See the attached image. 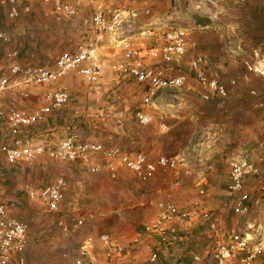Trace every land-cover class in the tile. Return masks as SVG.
<instances>
[{"label":"crops","instance_id":"obj_1","mask_svg":"<svg viewBox=\"0 0 264 264\" xmlns=\"http://www.w3.org/2000/svg\"><path fill=\"white\" fill-rule=\"evenodd\" d=\"M246 2L247 7L253 8L246 12V16L264 17V0ZM78 6L79 15L54 20L51 4L44 0H32L30 11L23 12L14 19L7 17V5H0V28L6 30L7 26L15 21L21 30L19 47L13 43V38L8 44L0 40V67L4 65L5 53L10 47L18 50L20 62L54 67V57L63 48L72 50L78 43H87L94 31L90 23H84L81 19L92 14V6L88 0H80ZM210 24L215 28L220 27L222 23L212 20ZM207 26L209 24L196 22L193 37L189 34L190 42L196 45L190 51L193 54H204L211 65L217 64L221 67L225 75L212 65L227 85V97L204 100L196 91L160 88L153 103L145 107L153 114V121L148 125L139 126L132 111L141 106L140 96L144 88L136 91L137 102L129 104L126 102L129 100L127 97L130 98L127 91H135L129 84L136 82L131 78H124L121 82L115 81L119 83L121 94H116L113 89L108 94L114 99L121 98L123 108L127 109L130 105V116H127L124 126H118L114 122V112L119 107L107 109L102 120L87 122V127L101 130L99 141L106 146L117 144L131 153L140 150L152 159L160 154L175 156L178 158L176 168L158 167L149 173L147 180H141L134 172L122 167L118 169L116 177L112 178L105 168L91 172L88 166L81 162H62L51 159L46 154L33 160L12 163L8 162L0 151V196L6 203V213L9 215L24 221H40V213L45 208L38 200L28 199L24 195L23 185L25 182H31L35 188H39L58 177L64 178V201L61 210L51 214L52 219L55 221L63 215L70 222L80 217L83 218V224L76 230L69 231H62L55 224L64 235L56 240L53 235L50 236V240L53 239V250L50 254L54 258L67 254L68 258L73 256L74 259L80 242L90 235L93 237L90 259L97 264H107L104 247L97 236L100 232H108L125 248L123 264H194L192 254L195 251L204 252L210 245L209 230L205 223L190 225L186 221L176 220L175 225L184 227L183 234L171 244L163 246L155 237L142 231V225L150 221L167 201H172L184 209L212 210L218 215L219 224L226 229L233 228L254 235L264 226V197L249 215L234 214L230 208L222 207V201L228 197L227 184L230 162L233 159L245 158L260 168L258 176H249L244 181V189L250 196L257 194L264 180V111L253 107L257 98L264 99V77L248 72L242 61L243 71L237 72L234 66L240 63V58L238 61V58L229 52L230 48L226 47V42H204V30L201 29ZM249 26L246 50L249 54L258 50L262 58L260 61L264 63V37L255 41L254 24ZM30 27H35V46L29 40ZM13 30L8 31L12 37L17 33L15 28ZM155 32L159 34V31ZM113 46V43L105 41L103 49ZM31 48L39 49L41 54L36 53L37 58L28 61L25 54L27 55L26 50ZM61 78L60 81L68 85L77 81L69 74ZM231 79L235 80L234 84H230ZM108 82L114 83L113 79ZM51 85L27 84V96L19 93L21 87L18 85L11 86L2 94L0 110L5 112L10 107L33 109L45 103L44 93ZM135 86L138 89L139 85ZM251 89H255L258 95H252ZM88 96L90 97L89 92ZM104 96L103 91L102 98ZM86 97L87 94L71 92V98L66 105L28 128L31 140L53 146L63 138L59 136L65 129L80 128L79 117L89 115L95 109L89 101L87 102ZM158 113L165 114L168 123V129L165 131L157 129ZM0 124L5 126L4 116H0ZM1 142L0 137V144ZM38 246L41 248V245ZM40 248H35L34 253L40 252ZM152 251L157 252V258L153 261L150 260ZM30 253L31 251L28 253L27 249L25 250L27 264L33 256ZM67 257L64 261L74 264L73 261H67ZM237 257L238 255H235L229 259L227 264L236 263ZM253 264H264V253L257 256Z\"/></svg>","mask_w":264,"mask_h":264},{"label":"built area","instance_id":"obj_2","mask_svg":"<svg viewBox=\"0 0 264 264\" xmlns=\"http://www.w3.org/2000/svg\"><path fill=\"white\" fill-rule=\"evenodd\" d=\"M51 4L54 20L80 14V0H44ZM92 6V14L81 20L92 25L94 35L87 43H78L72 50H62L54 57V67L42 64L22 63L18 60V50L10 47L5 53L4 65L0 67V99L3 92L11 86L21 87L19 93L28 95L27 84H52L44 93L45 103L33 109L10 107L7 111L0 110V116L6 119L5 126L0 124V151L8 162L33 160L46 154L51 159L62 162H81L91 172L105 168L112 178L116 177L119 168H127L141 180H147L149 173L158 167L174 169L178 158L160 154L149 158L143 151L131 153L120 145L106 146L94 139H80L76 132L61 138L55 145L34 142L28 135V128L44 120L48 114L66 105L71 98L70 87L61 82L69 72H75L90 87V97L101 102L103 84L101 76L106 69L131 78L144 88L140 96L141 106L132 111L139 126H145L154 119L153 114L146 110L156 92L160 88L174 91H196L204 100L210 98L224 99L228 95L227 85L220 74L208 62L202 53H189L190 38L187 27L181 25L168 26L159 34L154 28H141L132 34H125L141 16H149L153 8L149 5L135 6L128 0H88ZM213 3H241L245 0H207ZM0 5H7V17L17 18L21 13L29 12L32 0H0ZM0 40L10 43L11 33L0 28ZM105 41L118 46L119 58L106 59L102 49ZM186 59V60H185ZM258 50L242 58V65L248 72L264 77V63H261ZM235 80L231 79L230 84ZM250 93L257 96V91ZM254 108L264 111V99L257 98ZM130 110L117 108L114 122L124 126ZM157 129L165 131L168 123L164 113L156 116ZM260 168L245 158H236L230 162L227 184L228 197L222 201L223 208H230L234 214H248L252 208L261 203L264 197V180L255 196H250L244 189V181L249 176H258ZM65 180L58 177L39 188L31 182H25L22 191L31 200H38L49 213L61 210L64 201ZM202 192V190H200ZM6 203L0 196V264H27L25 250L29 244L28 224L13 215L6 213ZM176 220L188 224L205 223L209 230L208 249L192 254L194 264H227L228 260L238 255L234 264H253L254 259L264 253V226L255 234L226 229L220 225L215 214L205 208H181L172 201H167L157 214L142 225V231L156 238L160 245L171 244L183 234L184 227L175 225ZM56 226L62 231L76 230L83 224V218L77 217L68 222L63 215L55 220ZM98 241L104 247L107 264H123L124 246L116 242L108 232H100ZM137 240V239H136ZM93 237L86 236L79 244L74 264H97L90 259ZM157 258L152 251L150 260Z\"/></svg>","mask_w":264,"mask_h":264},{"label":"rangeland","instance_id":"obj_3","mask_svg":"<svg viewBox=\"0 0 264 264\" xmlns=\"http://www.w3.org/2000/svg\"><path fill=\"white\" fill-rule=\"evenodd\" d=\"M129 4L135 5V6H143V5H149L153 8L152 15L149 16H141L138 18L130 28L126 29L124 32L125 34H132L134 32H137L141 28H156L157 32H162L164 28L168 26H175V25H181L188 28L189 34L191 37L194 35L196 31L195 24L197 22V18H209L211 21L214 20L215 22L222 23L220 27L212 28L211 24L209 23V26L204 27V30L202 32L204 42L207 43H213L216 44L220 40L221 44L222 42H226V47H229V52L232 53L235 58H240V63L237 64V66H234L238 71L242 73L243 68L241 65V60L246 55H249L246 50L248 48L247 41H249V34L248 27L249 24H257V26H254V29L256 27V30L260 32V30L264 29V17H255L250 18L249 16H246V12L249 11V9H253L252 7H247V2H244L243 4H234L232 2H226V3H213L207 0H128ZM247 1V0H246ZM80 2V1H79ZM90 10V9H89ZM91 15V14H90ZM88 15V17L90 16ZM261 22V25L259 26V23ZM18 27V29H17ZM16 29L15 35L13 34V43L16 44L19 47V40L21 36V30L19 28V24H16L15 21H12L11 25L7 26L6 30L10 31L13 29ZM89 28V27H88ZM35 27H30L28 31L29 40L32 42V45H36V34L34 32ZM162 30V31H161ZM14 31V30H13ZM261 32L258 34H254V37H257L260 39ZM15 36V38H14ZM193 39V38H192ZM191 40V39H190ZM194 41V40H193ZM259 41V40H258ZM192 44V43H191ZM196 44L190 45L189 53H191V49L195 47ZM51 49V48H50ZM62 50H66L63 48ZM48 51V50H46ZM51 51V50H50ZM53 53V51H51ZM50 52V53H51ZM103 57L106 59L111 58H119L120 57V50L118 46L113 47H105L103 49ZM28 61H31L32 59L37 58V54H41L40 50L37 49H28L26 50ZM52 56V54H50ZM50 59V57L48 58ZM186 60V59H185ZM24 61V60H23ZM27 63V61L22 62ZM215 68H217L221 73L225 75L223 71H221V67H219L217 64H212ZM69 76H73L77 79V81H74V83H69V87L71 89V92H76L79 94L86 95L87 94V102L89 101L91 105L95 108L92 113L89 115L85 114L83 117H79L81 120L80 128H73L70 127L69 129H65L64 133L60 135L59 137H63L71 132H76L78 137L80 139H97L100 140V133L101 130L98 128L93 127H87L88 121H99L102 120L104 113L107 109L113 110L117 107L122 108L123 102L122 99L119 97H116L115 99L108 96V94L111 93V89L114 90V92L117 94H121L120 88H118L119 83L124 78H121V75L114 73L108 69L104 71V74L100 77L102 84H103V91L105 92V96L102 98L101 102H95L91 99V97L88 96V92L90 93V87L87 82L81 78V76L75 72H69ZM67 75V74H66ZM221 77V76H220ZM110 79H113L114 83L108 82ZM118 80L116 83L115 81ZM68 84V83H67ZM132 88L135 89V91H127L130 93V98L127 97L129 100H127V103H135L138 100V94L136 93L137 90L141 89V85H139L138 89L136 88V83L129 84ZM128 85V86H129ZM112 86V87H109ZM127 86V87H128ZM169 89V88H168ZM113 96V95H111ZM155 97V96H154ZM108 98V99H107ZM119 98V99H118ZM154 99V98H153ZM110 100V101H109ZM107 101V102H106ZM154 100L150 104L153 103ZM149 104V105H150ZM128 110H130V105L127 107ZM89 126V125H88ZM84 165V164H83ZM43 207V206H42ZM44 208V207H43ZM255 208H252L249 214H252ZM212 211V210H211ZM264 213V210H263ZM41 216V222L34 220H25L27 222L29 227V244L27 246V252L30 254H33V256L30 258L28 264H67L64 259L67 257V254L61 255L59 257H53L51 255V251L53 250V242L50 240V236L53 235L54 239L58 238L59 236L64 235L62 231H60L55 226V221L52 219V213L47 212L46 210H43V212L40 213ZM248 214V215H249ZM215 216L218 218V215L215 214ZM218 220V219H217ZM43 222V223H42ZM41 223V225H40ZM237 230V229H236ZM47 239V240H46ZM41 245V248L38 246ZM40 248V252L34 253L35 248ZM36 254V255H34ZM63 261V262H61ZM67 261L71 262L73 261V256L71 258L67 257Z\"/></svg>","mask_w":264,"mask_h":264},{"label":"trees","instance_id":"obj_4","mask_svg":"<svg viewBox=\"0 0 264 264\" xmlns=\"http://www.w3.org/2000/svg\"><path fill=\"white\" fill-rule=\"evenodd\" d=\"M244 2H246V0L245 1H243V2H241V3H236V4H243ZM235 4V3H234ZM255 17H259V16H255ZM255 17H252V18H254V20H256L255 19ZM251 18V17H250ZM251 18V19H252ZM253 20V19H252ZM197 22L198 23H200V24H203V25H205V24H209V23H211V20L208 18H197ZM261 25V22L259 23V26ZM254 26H257V24H254ZM249 28V27H248ZM256 28H258V27H256ZM256 28H255V30H256ZM260 32H261V35H260V38L261 37H264V29L263 30H260ZM258 30H256V33H255V35L256 34H258V33H260ZM253 39L255 40V41H258L259 39L257 38V37H254L253 36ZM23 220V219H22Z\"/></svg>","mask_w":264,"mask_h":264}]
</instances>
